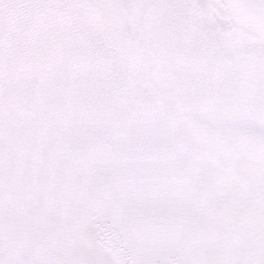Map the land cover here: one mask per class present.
Masks as SVG:
<instances>
[{"label":"snow or ice","instance_id":"1","mask_svg":"<svg viewBox=\"0 0 264 264\" xmlns=\"http://www.w3.org/2000/svg\"><path fill=\"white\" fill-rule=\"evenodd\" d=\"M0 264H264V0H0Z\"/></svg>","mask_w":264,"mask_h":264}]
</instances>
